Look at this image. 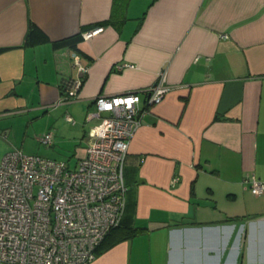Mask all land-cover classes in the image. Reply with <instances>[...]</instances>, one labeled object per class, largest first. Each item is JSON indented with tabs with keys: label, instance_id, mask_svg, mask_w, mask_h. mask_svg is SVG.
<instances>
[{
	"label": "crops",
	"instance_id": "obj_1",
	"mask_svg": "<svg viewBox=\"0 0 264 264\" xmlns=\"http://www.w3.org/2000/svg\"><path fill=\"white\" fill-rule=\"evenodd\" d=\"M31 24L47 41L25 44ZM74 36L86 74L62 104L74 50L53 43ZM161 70L172 89L138 105L121 223L89 264H264V194L243 183L264 182V0H0V159L14 121L55 113L49 148L67 134L74 147L40 156L74 167L105 116L94 99L146 89Z\"/></svg>",
	"mask_w": 264,
	"mask_h": 264
},
{
	"label": "built area",
	"instance_id": "obj_2",
	"mask_svg": "<svg viewBox=\"0 0 264 264\" xmlns=\"http://www.w3.org/2000/svg\"><path fill=\"white\" fill-rule=\"evenodd\" d=\"M102 29L85 31L82 39ZM70 60L77 77L67 80L62 104L76 98L86 74L78 54ZM171 89L161 70L146 89L96 97L98 114L105 116L91 128L85 156L74 167L20 149L1 157L0 264H89L95 259L125 209L123 167L144 113L138 105L143 98L149 107L159 104ZM65 120L73 122L67 114ZM40 140L52 145L50 133ZM243 183L252 195L264 194V182L254 175Z\"/></svg>",
	"mask_w": 264,
	"mask_h": 264
},
{
	"label": "rangeland",
	"instance_id": "obj_3",
	"mask_svg": "<svg viewBox=\"0 0 264 264\" xmlns=\"http://www.w3.org/2000/svg\"><path fill=\"white\" fill-rule=\"evenodd\" d=\"M71 109H73V111L75 112V114H72V116L75 122H77V124L76 123L73 124V122L72 123L68 122V123L73 124L74 127H78V124H82L84 113L81 112L80 107L76 104L73 105ZM53 115H55V113H52L51 116ZM51 116L43 115L38 118H35L28 126L25 122L26 121L25 119L14 121L12 128L14 129L15 134L17 136L9 140L8 143L10 148L9 151L13 149H21L24 153L27 154H39L49 157L55 156L56 159H60V160L64 159V157L67 156V152H70L74 147L75 140H73V135L67 134L58 137L55 143L56 147L53 148L54 151L51 148L45 146L40 140L41 137L44 134H46L51 127H53V118H51ZM57 116H60V114H57ZM62 118L63 116L60 119ZM26 130H27V134L24 137L23 133ZM5 143L6 141L3 140L0 141V153Z\"/></svg>",
	"mask_w": 264,
	"mask_h": 264
},
{
	"label": "trees",
	"instance_id": "obj_4",
	"mask_svg": "<svg viewBox=\"0 0 264 264\" xmlns=\"http://www.w3.org/2000/svg\"><path fill=\"white\" fill-rule=\"evenodd\" d=\"M81 40V37L80 36H74V37H71V38H67V39H64V40H61V41H58V42H55L53 43V46L55 48H59V47H62V48H69V49H73L74 50V53L78 54L77 52V48H76V45L77 43ZM47 41V38L45 37V35H43L41 33V31L33 24L30 25V28H29V31H28V34H27V37H26V42L25 44L26 45H35V44H38L40 42H45ZM85 77V76H84ZM84 77H83V81H84ZM64 83V87L66 86V83H67V80L63 82ZM64 94V93H63ZM121 223V222H120ZM120 226V224H119ZM118 226V227H119ZM117 227V228H118ZM115 228V229H117ZM114 229V230H115ZM112 230L106 237L105 239L114 231ZM105 239L103 240V242L105 241ZM103 242L101 243V245L103 244ZM101 245L98 247L97 251H96V254L99 252L100 250V247Z\"/></svg>",
	"mask_w": 264,
	"mask_h": 264
}]
</instances>
